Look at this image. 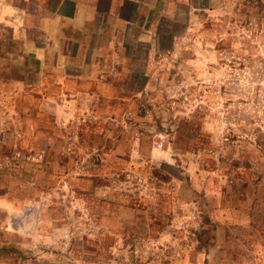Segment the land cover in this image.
Instances as JSON below:
<instances>
[{
  "label": "rangeland",
  "instance_id": "rangeland-1",
  "mask_svg": "<svg viewBox=\"0 0 264 264\" xmlns=\"http://www.w3.org/2000/svg\"><path fill=\"white\" fill-rule=\"evenodd\" d=\"M156 2L0 0V264H264V0Z\"/></svg>",
  "mask_w": 264,
  "mask_h": 264
},
{
  "label": "crops",
  "instance_id": "crops-1",
  "mask_svg": "<svg viewBox=\"0 0 264 264\" xmlns=\"http://www.w3.org/2000/svg\"><path fill=\"white\" fill-rule=\"evenodd\" d=\"M38 6H58L54 12L56 16L43 22L45 29L52 28L56 34L69 32L76 33L78 42L88 41L87 36L92 34L97 25V19L103 16H113L118 24L130 27L143 15L145 6H165L161 3H148V0H36ZM105 6V7H104ZM128 6H134L131 15L126 14ZM52 21V22H51ZM48 27V28H47ZM81 40V41H80ZM86 41V42H87Z\"/></svg>",
  "mask_w": 264,
  "mask_h": 264
}]
</instances>
